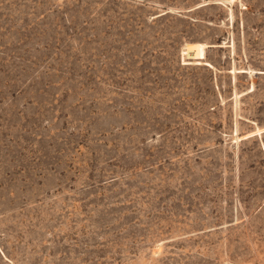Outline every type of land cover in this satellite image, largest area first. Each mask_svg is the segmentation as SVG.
I'll return each mask as SVG.
<instances>
[{
    "label": "rangeland",
    "instance_id": "obj_1",
    "mask_svg": "<svg viewBox=\"0 0 264 264\" xmlns=\"http://www.w3.org/2000/svg\"><path fill=\"white\" fill-rule=\"evenodd\" d=\"M0 264H264V0H0Z\"/></svg>",
    "mask_w": 264,
    "mask_h": 264
}]
</instances>
